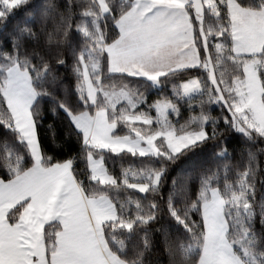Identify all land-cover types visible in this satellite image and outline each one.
Here are the masks:
<instances>
[{"label": "snow or ice", "instance_id": "1", "mask_svg": "<svg viewBox=\"0 0 264 264\" xmlns=\"http://www.w3.org/2000/svg\"><path fill=\"white\" fill-rule=\"evenodd\" d=\"M0 50V125L32 157L0 175V264H244L237 249L250 254L257 211L264 226V0H0ZM181 73L179 99L147 110L124 82ZM73 77L88 187L71 160L42 153L38 133L44 98L65 107L55 92L67 95ZM181 101L196 113L186 123L169 119ZM196 149H207L201 162L180 166L165 192ZM106 151L147 161L112 175ZM121 185L143 195L118 203L107 192Z\"/></svg>", "mask_w": 264, "mask_h": 264}, {"label": "trees", "instance_id": "2", "mask_svg": "<svg viewBox=\"0 0 264 264\" xmlns=\"http://www.w3.org/2000/svg\"><path fill=\"white\" fill-rule=\"evenodd\" d=\"M78 36L81 34L77 33ZM8 49H11L9 44ZM5 50H0L2 53ZM79 51V49H78ZM2 54H0V60H2ZM60 71H64V66H60ZM68 73H71V68L67 69ZM205 75V74H202ZM206 76V75H205ZM47 79V77H45ZM111 79L106 82H110ZM181 73L180 75H170L169 77L161 78V86L159 90H155L151 82L145 81L142 78H125L124 82L129 87L136 88L140 92H144L146 96L147 104L154 103L157 99L164 97H171V87L177 86L181 80H186ZM36 86H39L38 84ZM119 86V85H117ZM56 97L64 103L65 107H59L55 100L51 97H45L44 102L47 104L46 115L44 120L38 126V133L41 143V151L47 156L51 157L53 162H64L71 160L73 163V170L78 179H80L85 187L89 186L90 168L87 162V149L82 142V134L78 132L72 123L71 115H75L84 110V103L79 97V93L75 90V79L71 78V87L67 95L61 89H57L55 92ZM171 99V98H170ZM181 104V118L178 117L180 123H186L190 120L191 116L195 115L191 111H187L186 106L183 107V101ZM55 107V114L52 112V108ZM198 107V105H197ZM225 110L220 105H212L210 108L211 115L218 118V123L223 124V118L221 113ZM47 124H52L55 129V142H53L51 132L47 128ZM118 132L121 134H127L128 130L123 127H118ZM239 136L240 134H236ZM67 137V138H66ZM207 149H196L195 153H190L189 156L183 157L179 164L173 167L169 174L168 183L165 184V192H167L168 184L171 183V177L176 174L177 169L185 164L201 162V156L204 155ZM99 158V156H96ZM19 161L22 167H30L32 163V157L30 151L27 149V145L18 139V134L11 129L5 128L0 125V175H10V168L8 165H14L16 161ZM103 164L109 174L123 176L125 172L131 176L132 173L140 171L144 167V163L147 158L131 157L130 154H115L105 152L103 154ZM151 166V165H149ZM158 166V164L156 165ZM215 170V169H214ZM221 176L225 175L221 170ZM258 193L256 196L257 203L261 200V193H264V185H261L257 181ZM107 195L118 203H127L129 199L135 200L139 195L134 189H126L123 185L120 188H113L107 192ZM166 199V197H165ZM174 206L179 207V201H174ZM134 207V204H133ZM165 206V211H166ZM173 230L180 228L175 224V221H171ZM255 237L251 244L247 245L250 249V254L245 255L244 249L238 248V254L241 256L244 264H264V243H262L261 228L264 227L260 221L259 211H257L254 217ZM182 230V229H181ZM163 264H167L166 256L161 257Z\"/></svg>", "mask_w": 264, "mask_h": 264}, {"label": "rangeland", "instance_id": "3", "mask_svg": "<svg viewBox=\"0 0 264 264\" xmlns=\"http://www.w3.org/2000/svg\"><path fill=\"white\" fill-rule=\"evenodd\" d=\"M102 63H103V61H102ZM206 75V74H205ZM154 86V89L155 90H159L160 88H162V86H161V83L160 84H157V85H153ZM178 86V85H177ZM177 86H174V87H171V90H170V93H171V97H167V98H171V99H173L174 101H176V100H178L179 98L176 96V93H175V89H176V87ZM119 89V86H117V90ZM145 98H146V96H145ZM163 99V98H162ZM149 104H147V102H146V99H145V103H143V104H141L140 105V109H144V110H147V106H148ZM139 110V109H138ZM154 117H155V111L153 110L152 111V113H151ZM70 117H71V115H70ZM169 119L170 120H172L173 122H175L177 119H178V117L174 114V113H171L170 115H169ZM72 120V119H71ZM73 123V122H72ZM138 126H140V127H145V126H143V125H138ZM95 159L96 160H99L100 161V159L99 158H96L95 157ZM101 162V161H100ZM102 164H103V161L101 162ZM103 166H104V164H103Z\"/></svg>", "mask_w": 264, "mask_h": 264}, {"label": "crops", "instance_id": "4", "mask_svg": "<svg viewBox=\"0 0 264 264\" xmlns=\"http://www.w3.org/2000/svg\"><path fill=\"white\" fill-rule=\"evenodd\" d=\"M73 122V121H72ZM74 124V123H73ZM75 126V125H74ZM97 161H99V160H97ZM102 162V161H101ZM105 167V166H104ZM106 169V168H105Z\"/></svg>", "mask_w": 264, "mask_h": 264}]
</instances>
